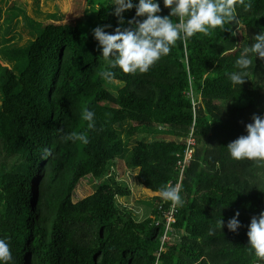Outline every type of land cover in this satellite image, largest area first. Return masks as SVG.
Returning a JSON list of instances; mask_svg holds the SVG:
<instances>
[{"label":"trees","instance_id":"1","mask_svg":"<svg viewBox=\"0 0 264 264\" xmlns=\"http://www.w3.org/2000/svg\"><path fill=\"white\" fill-rule=\"evenodd\" d=\"M65 1L49 7L63 10ZM87 2L96 9L86 26L26 17L34 40L22 48L0 43V239L10 244L9 264H264L246 235L264 211V160H234L226 148L247 134L253 115H264V59L251 56L242 85L228 79L264 29V0H237L236 20L224 31L177 40L146 73L113 69L123 87L101 77L107 65L92 21L112 33L130 27L135 9L122 14L121 26L110 0ZM160 6L159 15H168ZM11 9L6 30L25 16L24 8ZM84 110L95 113V129ZM72 133L89 142L67 139ZM141 134L176 140L146 142ZM190 135L193 153L184 165ZM116 161L139 169L138 201L150 202L144 220L117 202L130 192L111 173ZM88 177L94 193L73 202ZM168 183L180 185L183 203L174 206L173 232L162 244L161 212L173 205L159 189ZM237 211L241 227L231 232L226 224Z\"/></svg>","mask_w":264,"mask_h":264},{"label":"clouds","instance_id":"2","mask_svg":"<svg viewBox=\"0 0 264 264\" xmlns=\"http://www.w3.org/2000/svg\"><path fill=\"white\" fill-rule=\"evenodd\" d=\"M165 8L170 9L168 15L161 16L160 0H110L118 23H125L123 13L135 9V17L128 20L130 27H117L114 32H106L110 25L97 26L93 29V37L98 42L102 58L107 67L101 77L109 84L124 86V81L116 79L113 69L119 68L124 73H146L151 66L163 56H167L177 40H185L200 33L208 35L210 30L220 28L236 20L237 0H162ZM244 0H239L243 4ZM143 18L137 19V18ZM172 17L176 18V22ZM231 31V29H229ZM235 36L236 32L233 31ZM253 43L243 48L235 65L239 71L228 74L233 85H242L247 76L243 71L250 67L251 56L264 59V29L253 37ZM82 119L87 121L88 129H95V113L91 110L82 112ZM246 135H241L230 142L226 148L234 160H264V115H253L252 122L245 126ZM67 139L87 144L88 136L84 133H72ZM47 152V150H45ZM181 187L178 184H165L159 189L160 198L172 205H182ZM240 212L228 219L226 227L237 232L241 227L238 219ZM224 227L222 219L218 221ZM249 250L255 256L264 259V211L251 218L248 230ZM13 259L10 244L0 239V264H9Z\"/></svg>","mask_w":264,"mask_h":264},{"label":"rangeland","instance_id":"3","mask_svg":"<svg viewBox=\"0 0 264 264\" xmlns=\"http://www.w3.org/2000/svg\"><path fill=\"white\" fill-rule=\"evenodd\" d=\"M52 1V0H50ZM49 0H0V43H5L9 41V45L13 48L26 47L35 38L34 32L28 27L26 22V17H30L37 22H41L44 25L55 23V24H71L73 26L81 25L85 21L88 22V15L96 7H91L87 0H66V8L60 11H54L49 4ZM13 4L22 9L24 8L25 16L20 14L12 24L9 29L6 30L4 24V18L8 11H11ZM92 9V10H91ZM85 22V23H86ZM92 21V29L97 26ZM109 89L111 87L109 86ZM115 93V92H113ZM191 95V94H190ZM200 104L199 102L194 103L196 106ZM140 140L146 142L153 141H171L176 140L175 137L163 136L158 134L139 135ZM111 173L115 175V180L122 183L130 192V195L124 198H117V202L126 207H130L133 211V215L136 220L141 221L147 218L150 214V202L140 203L138 200L143 198L144 191L139 185L137 176L139 169H127L122 161H116L112 164ZM95 191V182L90 181L89 177L80 181L79 185L76 187L73 196V202L90 196Z\"/></svg>","mask_w":264,"mask_h":264},{"label":"built area","instance_id":"4","mask_svg":"<svg viewBox=\"0 0 264 264\" xmlns=\"http://www.w3.org/2000/svg\"><path fill=\"white\" fill-rule=\"evenodd\" d=\"M186 143H187V148L185 151L184 162L182 163L184 165L191 159V156L193 153L194 140L192 139V135L189 136V138L186 140ZM174 212H175L174 205L169 211H162L161 212V215L165 221V224H164L165 225V231L161 237V243L162 244L169 241L168 233L173 232L172 225L175 223ZM159 223L160 222L157 221L156 225H158Z\"/></svg>","mask_w":264,"mask_h":264}]
</instances>
